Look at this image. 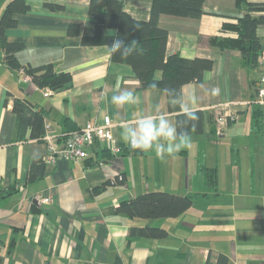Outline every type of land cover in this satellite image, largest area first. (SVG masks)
Returning a JSON list of instances; mask_svg holds the SVG:
<instances>
[{
    "label": "crops",
    "instance_id": "1",
    "mask_svg": "<svg viewBox=\"0 0 264 264\" xmlns=\"http://www.w3.org/2000/svg\"><path fill=\"white\" fill-rule=\"evenodd\" d=\"M9 1L0 0V15ZM89 1L25 0L28 10L15 14L16 27L5 31L9 42L24 45L16 53L19 63L52 64L56 72L69 73L71 81L57 92L37 88L4 64L0 50V264H215L220 254L228 264H264V203H254L264 200V95L257 94L264 90V25L256 30L258 65L250 69L239 50L209 43L211 38L237 36L222 28L241 15L238 0H204L198 19L158 17L159 27L167 31V54L212 62L201 82L181 88V112L200 111L203 132L178 138L174 143L180 148L160 157L155 148L132 150L122 132L146 115L162 114L176 124V114L163 90L141 89L130 66L111 61L108 45L81 44V37L93 36L95 30ZM120 1L133 19H149L152 0ZM72 23L79 25L78 35L68 34ZM103 33L112 36L114 31ZM161 77V71L153 73V80ZM125 89L135 100L114 105L113 95ZM14 100H27L42 110L54 151L69 134L104 115L111 119L120 151L113 154L104 143H95L82 160L45 162L43 177L26 183L32 160L47 157V141H14ZM217 109L237 117L219 135ZM255 109L261 112L258 128L252 118ZM206 169L216 170L214 191L206 184ZM150 191L206 195L170 222L115 212L120 202ZM240 197L250 204L234 207ZM132 227H159L168 235L160 240L131 238Z\"/></svg>",
    "mask_w": 264,
    "mask_h": 264
},
{
    "label": "trees",
    "instance_id": "2",
    "mask_svg": "<svg viewBox=\"0 0 264 264\" xmlns=\"http://www.w3.org/2000/svg\"><path fill=\"white\" fill-rule=\"evenodd\" d=\"M203 2L204 0H152L149 19L138 21L125 11L120 0H90L88 14L95 20V30L93 36L81 37V44L84 46L110 45L115 38L129 42L135 49L133 54L127 58H121L119 54L111 55V61L130 66L141 89H153L150 85L155 84L157 86L155 89L165 92L168 108L176 114V125L178 131L185 134L183 137L190 134L199 135L203 132V115L200 111H193L196 119L191 120L186 113L181 112V88L189 83L201 82L204 73L211 69L212 62L207 59H185L178 54H167V31L159 27L158 17L169 15L198 19L203 14ZM237 4L241 15L225 23L222 28L234 31L237 36L227 39L215 37L211 38L209 43L220 49L239 50L243 63L254 69L260 58V41L256 30L264 25V4L250 3L247 0H238ZM46 7L51 10L62 9L56 4H46ZM28 8L25 0H10L0 15V50L3 54V62L9 69L29 76L31 83L37 88L57 92L70 83L71 75L66 72H56L52 64L33 67L19 63L16 53L22 50L24 45L9 42L5 36L7 29L17 25L14 15L24 13ZM104 30H113L114 34L105 35ZM67 32L70 35H78L79 25L70 24ZM156 70L162 72L160 81L153 80V73ZM12 112L15 115L14 141L25 139L43 141L45 125L41 109L27 100H14ZM252 118L254 126L258 128L261 112L255 109ZM44 171V159L35 157L27 172L26 183L42 178ZM206 171V184L210 191H214L217 187L216 170L206 169ZM205 195L192 193L180 196L165 191H150L120 202L115 212L144 220L178 218L184 215L199 197ZM167 235L168 232L159 227H132L129 230L131 238L160 240L165 239ZM215 264H228V258L220 254Z\"/></svg>",
    "mask_w": 264,
    "mask_h": 264
},
{
    "label": "clouds",
    "instance_id": "3",
    "mask_svg": "<svg viewBox=\"0 0 264 264\" xmlns=\"http://www.w3.org/2000/svg\"><path fill=\"white\" fill-rule=\"evenodd\" d=\"M134 51L135 49L125 39L115 38L108 45L109 54H119L121 58L131 56ZM120 79L121 77H117L118 89ZM150 87L155 89L157 86L152 84ZM134 100V93L127 89L120 90L112 97V103L118 107L132 103ZM184 111L189 119H196L195 113L187 109H184ZM183 135L185 134L178 131L177 125L162 114L143 116L132 124L126 125L122 132V138L132 150L147 151L155 148L157 156L160 157H163L165 154H173L175 150H178L180 144L174 142L178 138H182Z\"/></svg>",
    "mask_w": 264,
    "mask_h": 264
},
{
    "label": "built area",
    "instance_id": "4",
    "mask_svg": "<svg viewBox=\"0 0 264 264\" xmlns=\"http://www.w3.org/2000/svg\"><path fill=\"white\" fill-rule=\"evenodd\" d=\"M24 78L26 81H31L29 76L24 75ZM257 94L261 98L264 95V90L258 89ZM236 118V114L217 109L214 113L216 133L218 135L221 134L222 130L230 122L235 121ZM44 140L47 141L48 148V155L44 161L50 165H54L58 159L68 161L82 160L87 157V149L91 148L95 143H104L113 154L119 153L120 151L115 144L111 119L108 115L102 116L99 122H87L82 129L69 134L65 138L64 145L59 151H54L51 139L48 136L44 135Z\"/></svg>",
    "mask_w": 264,
    "mask_h": 264
},
{
    "label": "rangeland",
    "instance_id": "5",
    "mask_svg": "<svg viewBox=\"0 0 264 264\" xmlns=\"http://www.w3.org/2000/svg\"><path fill=\"white\" fill-rule=\"evenodd\" d=\"M242 177H241V187L242 189H245V186L247 185V182H244L246 181V177H245V172L243 171L242 169ZM254 203H257V204H263L264 203V200H258ZM233 206H240V205H247V204H250V201H247L245 198H238V200H234L233 201ZM174 219V218H163V219H157V221H162V220H169V222Z\"/></svg>",
    "mask_w": 264,
    "mask_h": 264
}]
</instances>
